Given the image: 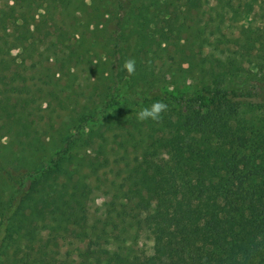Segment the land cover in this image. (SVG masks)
<instances>
[{"label": "trees", "instance_id": "1", "mask_svg": "<svg viewBox=\"0 0 264 264\" xmlns=\"http://www.w3.org/2000/svg\"><path fill=\"white\" fill-rule=\"evenodd\" d=\"M13 1L28 26L11 41L29 42L49 60L60 34L50 41L51 26L30 29L25 10L42 8L53 21L55 10L74 0ZM173 2L118 0L119 33L102 72L108 91L94 106L69 110L41 80L25 94L0 89V264H264V125L240 117L244 106L264 105V85L226 89L207 77L184 92L154 81L143 62L152 66L158 52L150 34L194 31L186 8ZM262 32L250 24L242 27L245 39L233 40L250 51L264 47ZM206 42L199 41L201 52ZM156 47L166 49L162 42ZM0 52L1 86L16 71L1 46ZM129 58L136 61L131 75L124 69ZM155 101L168 105L161 120L138 121ZM62 110L69 115L55 127L52 115ZM96 192L108 200L93 214ZM132 229L149 234L152 254L128 251ZM70 239L87 245L78 261L59 257V242Z\"/></svg>", "mask_w": 264, "mask_h": 264}, {"label": "rangeland", "instance_id": "2", "mask_svg": "<svg viewBox=\"0 0 264 264\" xmlns=\"http://www.w3.org/2000/svg\"><path fill=\"white\" fill-rule=\"evenodd\" d=\"M14 2L0 0V46L4 48L6 59L13 66L12 73L16 71L15 74L8 73L0 89L10 95L25 94L41 85V80L45 82L46 90L57 91L69 110L84 105L94 106L108 91L107 80L103 79L102 72L107 71L108 66L104 63L110 57L115 47V37L119 33L115 26L119 15L118 0H84L81 7L74 0L72 5L55 10L53 21L42 8L25 10L30 29L39 25V30L44 32L47 25L48 29L51 26L53 34L50 41L60 34L59 43L54 48L56 52L49 60L37 57L39 52L34 46H29V42L21 47L18 42L11 41L13 36L22 30L26 31L28 26L22 23ZM173 4L186 8L187 22L194 31L176 30L166 32V35L159 33L158 36L150 34L156 39L152 46L158 52L153 56V67L147 64L146 58L143 62L148 69L153 68L154 81L159 82L162 88L172 89L178 85L184 92H191L207 77H213L220 87L226 89L247 91L260 84L264 85V47L257 43L250 51L240 50L237 44L241 42L233 40V36L245 39L241 34L242 27L250 24L253 30L264 33V6L250 7L247 1L241 3L240 0H174ZM242 4L247 6L243 7ZM161 26L166 29L164 20ZM201 30H204L205 35L199 37L196 32ZM202 38L207 42L201 52L198 45ZM135 42L137 39L133 35L124 44L123 51L132 53ZM158 42H162L165 51L157 49ZM41 43L38 42L42 51L45 45ZM127 85L123 88L126 89ZM40 102L45 108L46 102ZM46 112L42 110L40 113L46 115ZM68 112L62 110L53 113L55 127L61 125V121L69 115ZM240 117L250 123L264 125V105L244 106ZM4 140L0 134V143ZM16 147L15 144L12 151ZM41 160L43 162L44 159ZM107 200L100 192H96L91 202V213L99 207L103 209ZM59 245V257L63 260L78 261L81 252L87 248L86 244L75 239L61 240ZM126 246L130 252L139 250L148 255L153 252V242L143 230L132 229ZM110 249L115 250L114 245Z\"/></svg>", "mask_w": 264, "mask_h": 264}, {"label": "clouds", "instance_id": "3", "mask_svg": "<svg viewBox=\"0 0 264 264\" xmlns=\"http://www.w3.org/2000/svg\"><path fill=\"white\" fill-rule=\"evenodd\" d=\"M124 69L129 75L134 74L136 71V61L132 58H129L124 63ZM168 110V105L163 101H155L150 106L142 108L137 113L138 121L152 120L159 122L161 120L162 113Z\"/></svg>", "mask_w": 264, "mask_h": 264}]
</instances>
